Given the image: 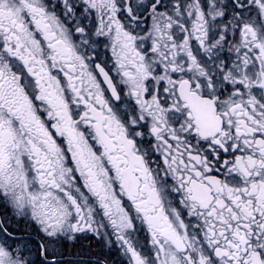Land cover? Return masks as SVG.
Listing matches in <instances>:
<instances>
[{
  "label": "snow or ice",
  "instance_id": "obj_1",
  "mask_svg": "<svg viewBox=\"0 0 264 264\" xmlns=\"http://www.w3.org/2000/svg\"><path fill=\"white\" fill-rule=\"evenodd\" d=\"M264 264V0H0V264Z\"/></svg>",
  "mask_w": 264,
  "mask_h": 264
},
{
  "label": "flooded vegetation",
  "instance_id": "obj_2",
  "mask_svg": "<svg viewBox=\"0 0 264 264\" xmlns=\"http://www.w3.org/2000/svg\"><path fill=\"white\" fill-rule=\"evenodd\" d=\"M62 251L65 264H123L125 259L117 248L104 246L90 236L75 244L67 243Z\"/></svg>",
  "mask_w": 264,
  "mask_h": 264
}]
</instances>
